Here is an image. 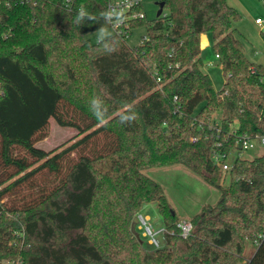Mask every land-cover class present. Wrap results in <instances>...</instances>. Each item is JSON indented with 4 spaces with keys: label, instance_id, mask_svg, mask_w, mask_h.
<instances>
[{
    "label": "trees",
    "instance_id": "16d2710c",
    "mask_svg": "<svg viewBox=\"0 0 264 264\" xmlns=\"http://www.w3.org/2000/svg\"><path fill=\"white\" fill-rule=\"evenodd\" d=\"M161 2V16L130 21L102 46L89 35L108 0L0 1V264H264V153L237 157L228 173L212 159L225 135L227 153L241 134L264 135V65L249 60L228 0ZM81 9L99 23L77 25ZM203 35L221 58L220 91L203 70ZM217 114L220 139L200 125ZM51 120L78 134L46 151ZM175 165L221 191L188 239L144 173ZM153 202L169 232L155 250L132 229Z\"/></svg>",
    "mask_w": 264,
    "mask_h": 264
},
{
    "label": "rangeland",
    "instance_id": "374dc122",
    "mask_svg": "<svg viewBox=\"0 0 264 264\" xmlns=\"http://www.w3.org/2000/svg\"><path fill=\"white\" fill-rule=\"evenodd\" d=\"M160 2L161 0H142L143 10L148 22L157 18ZM228 2L240 13V19L236 22L235 27L238 30V38L245 46L249 60L252 63L264 65V28H260L256 23L257 18L264 19V3L260 0H228ZM146 33L147 31L144 27L134 30L129 40V45L131 47L138 46ZM114 34V30L110 27L100 34L99 39L105 40ZM209 38L208 46L202 49L203 70L210 76L214 88L220 91L224 87L225 78L221 61L217 59L215 54L211 36ZM89 39L93 43H97L98 32L90 34ZM220 119L221 114H217L213 116L211 121H220ZM77 134L73 129L60 127L54 120H51L48 137L39 142L38 147L50 151L73 140ZM263 153L264 149L258 147L244 152L241 158L253 160ZM234 159L235 156H233V161ZM144 173L163 188L168 203L180 220L192 221L204 208L214 207L220 201V190L212 187L182 165L151 169ZM39 180L42 181L41 178ZM222 182L223 187L227 188L230 183L229 177L225 176ZM141 214L150 216L151 225L154 230L159 231L163 228V218L159 211L158 203L153 202L145 205ZM157 239L160 241L161 246L164 247L165 240L163 235H159ZM147 241L148 239H146ZM153 249L155 250V248ZM149 250H151V247ZM253 251L254 247L249 245L246 258L251 257Z\"/></svg>",
    "mask_w": 264,
    "mask_h": 264
},
{
    "label": "built area",
    "instance_id": "2783aa9c",
    "mask_svg": "<svg viewBox=\"0 0 264 264\" xmlns=\"http://www.w3.org/2000/svg\"><path fill=\"white\" fill-rule=\"evenodd\" d=\"M1 1V0H0ZM22 3H31L34 6H38L40 2L44 0H20ZM74 0H67V6L72 8V3ZM143 7L142 0H108L107 4V12L110 19L108 22L110 27L114 30L116 35H123L129 28V22L132 20L144 19L145 14L142 12H137V9ZM256 23L260 28H264V19L257 18ZM217 59H221L219 55H216ZM160 82L161 80L158 79ZM178 98H175V102H178ZM201 126H207L210 131L214 135L217 136V139L221 138L222 132L220 128V124L218 121L210 120L205 121L201 120ZM212 135V136H214ZM230 136L225 135L222 142L216 141L213 144L212 149V159L214 163L221 167L224 173H228L231 171L233 167V163L237 157L242 156L244 152L254 150L258 147L264 149V135H256L250 136L247 134H241L237 136V148H235L232 152L227 153L224 151L223 147L226 143H228ZM206 139H209L207 136ZM193 142L197 141L196 139L192 140ZM233 156L235 159L233 161ZM233 161V162H232ZM138 229L142 232L143 237L148 239V244L155 248H162L160 241L157 239L159 235H163L165 240V236L169 233L165 226L159 231L154 230L151 225V220L147 216L140 214L138 217ZM177 228L180 231V236L183 239H188L192 236L193 233V223L188 220H180L177 224Z\"/></svg>",
    "mask_w": 264,
    "mask_h": 264
},
{
    "label": "clouds",
    "instance_id": "9594fccd",
    "mask_svg": "<svg viewBox=\"0 0 264 264\" xmlns=\"http://www.w3.org/2000/svg\"><path fill=\"white\" fill-rule=\"evenodd\" d=\"M99 18H102L104 21H105V24H101V26L99 27L98 29V43H100L102 46L104 44V41L100 40L99 37H100V34L105 32L106 31V25L108 23V21L110 19H112L111 17H109L108 15V12L105 11V12H102L100 13V15L98 16ZM97 16H94L90 13L87 12L86 9H81L78 13H77V16L75 18V23L77 25H83L85 22L87 21H92V22H95V23H99V19H98ZM106 53L107 54H111L110 52H108L106 50ZM91 101H92V104L95 105L96 103V98L93 97L91 98ZM89 111L92 113V115L97 119V121H99L100 124H104V121H102L100 119V114L98 112H96L94 110V108H89ZM126 123H130L129 119L127 116L123 117L121 119V124H126Z\"/></svg>",
    "mask_w": 264,
    "mask_h": 264
},
{
    "label": "water",
    "instance_id": "95a60500",
    "mask_svg": "<svg viewBox=\"0 0 264 264\" xmlns=\"http://www.w3.org/2000/svg\"><path fill=\"white\" fill-rule=\"evenodd\" d=\"M164 8H165V2H160L159 3V11H158L157 17H159V16H161L163 14ZM201 48L202 49L205 48V44L203 42L201 44ZM138 222H139V220H138V218H136L134 220V224L132 226L133 231H135L136 226L138 225Z\"/></svg>",
    "mask_w": 264,
    "mask_h": 264
},
{
    "label": "crops",
    "instance_id": "0c3cea01",
    "mask_svg": "<svg viewBox=\"0 0 264 264\" xmlns=\"http://www.w3.org/2000/svg\"><path fill=\"white\" fill-rule=\"evenodd\" d=\"M228 3H229V2H228ZM231 6H232V5H231ZM209 40H210L209 35H203V37H202V41L204 42V44H205V42H206L205 47L208 46V44H209ZM147 217L150 218V216H148V215H147Z\"/></svg>",
    "mask_w": 264,
    "mask_h": 264
}]
</instances>
